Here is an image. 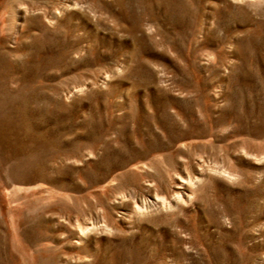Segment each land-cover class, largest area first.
<instances>
[{"label":"rangeland","instance_id":"rangeland-1","mask_svg":"<svg viewBox=\"0 0 264 264\" xmlns=\"http://www.w3.org/2000/svg\"><path fill=\"white\" fill-rule=\"evenodd\" d=\"M0 264H264V0H0Z\"/></svg>","mask_w":264,"mask_h":264}]
</instances>
